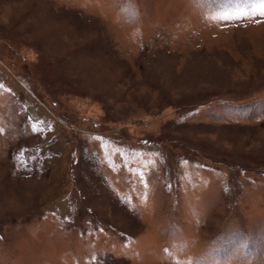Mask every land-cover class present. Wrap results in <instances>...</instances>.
Returning <instances> with one entry per match:
<instances>
[{"label": "rangeland", "instance_id": "374dc122", "mask_svg": "<svg viewBox=\"0 0 264 264\" xmlns=\"http://www.w3.org/2000/svg\"><path fill=\"white\" fill-rule=\"evenodd\" d=\"M0 264H264V0H0Z\"/></svg>", "mask_w": 264, "mask_h": 264}]
</instances>
